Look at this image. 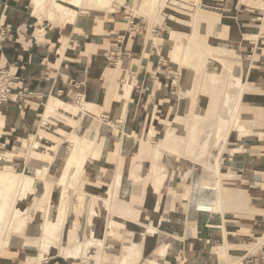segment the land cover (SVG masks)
Returning a JSON list of instances; mask_svg holds the SVG:
<instances>
[{"label":"crops","instance_id":"obj_1","mask_svg":"<svg viewBox=\"0 0 264 264\" xmlns=\"http://www.w3.org/2000/svg\"><path fill=\"white\" fill-rule=\"evenodd\" d=\"M201 1L204 6L221 11L217 12L220 14L219 33H224L222 39L236 44L239 51L233 47L238 53L235 65L243 84L238 115L243 123L242 129L231 131L235 133L229 134L223 152L219 151V147L225 145L221 142H215L210 148L211 156L212 147L215 150L213 161L219 158L220 189L223 204L229 209L224 212L222 208L221 211L215 192L210 206L200 204L204 199L201 192L210 190L201 184V178L210 177L202 166L198 169L201 176L196 184L190 181L175 185L167 177L155 197L134 192L125 198L127 200L117 196L114 200L130 204L136 211L135 217L147 216L144 212L162 214L166 227L158 229L163 222L159 215L154 245L145 256L149 258L157 249L167 246L164 256L156 264H222L218 262L220 246L224 257L235 256L237 263L255 256L258 264H263L264 242L249 254L245 251L264 234V0ZM33 9L32 0H0V68L10 71L12 90L22 96L21 100L0 110V142L13 150L17 142L21 141L22 145L25 140L28 141V136L40 131L48 133L47 126L58 122L66 127L60 120L46 117L47 102L54 96L66 104L79 107L85 116L90 113L104 125L111 122V125L119 126L116 132L111 129L95 133L96 130L91 129L92 136L100 138L101 143L93 138L97 149L94 156L86 159L85 186L91 183L102 190L108 184L103 181L105 178L113 180L119 173L121 178L124 177L127 156L130 157V176L137 162L139 170L148 164L146 172L149 175L154 143L150 145L146 140L154 135L155 126L164 118L162 116H166L169 109L177 112L180 104L159 103L167 91L155 88L154 81L150 84V61L145 60L146 48L137 38L142 26L127 16L122 6L119 10L90 8L73 24L60 20L53 23L45 17L38 21L32 14ZM224 16L230 17L224 19ZM246 84L247 92L244 90ZM177 96L180 97L179 94ZM123 99L127 101L124 114L120 115ZM155 99L160 106L156 110ZM212 101L211 107L215 103L213 109H216V98ZM41 104L40 113L37 107ZM2 111L9 116L5 117ZM55 113L58 114L50 112L49 115ZM109 115L111 121L107 120ZM182 116L163 119L165 133L171 125L176 126L175 120ZM35 127L37 130H32ZM178 130L175 132L176 140L183 135V130ZM54 135L60 137V134ZM65 141L67 139L61 143ZM179 143H175V147L185 154L180 155L189 157L188 150L178 147ZM44 146L39 144L36 149L42 147L44 153ZM57 150L51 165L56 160ZM101 171L105 178L99 176ZM184 196L187 198L185 207ZM108 198L107 195L101 200ZM100 207L108 214L103 202ZM98 211L101 212V209ZM99 212L93 215V222ZM202 214L205 215L204 220ZM18 256L19 251L13 252L12 261Z\"/></svg>","mask_w":264,"mask_h":264},{"label":"rangeland","instance_id":"obj_2","mask_svg":"<svg viewBox=\"0 0 264 264\" xmlns=\"http://www.w3.org/2000/svg\"><path fill=\"white\" fill-rule=\"evenodd\" d=\"M141 1L144 2V0H130L129 2H126L125 0H113L110 2L111 4L104 5L103 8L108 10H119L122 6V11L142 26L140 33H137V38L144 45L143 48H146L144 50L147 53L145 60H148V62L150 61L148 66L149 76L151 77L150 84L154 81L155 88L167 91L166 96L163 94L164 97L158 101L159 103L174 102L180 104L177 112H172L169 109L166 114L164 110L166 116H162L164 118H162L161 123L155 126L156 132L154 135L151 134L149 139L146 140L150 145L153 143L155 145V142L159 140V137L165 133V124L163 119H169L174 115H183L182 118L175 120L177 126H175L176 130L166 133L165 140L163 141L164 147L156 150L153 145L151 164L153 162L158 163V165L162 167L163 172H166L162 178V182L163 180L166 181L168 177V181L174 183L175 185L190 181H194L196 184L201 176V173L198 170L201 168V163L193 159L192 155L197 151V144L200 139L199 136H201V133L202 135L205 134L204 128H206L209 123V119L206 117H210L209 113L212 112L211 109H213L215 105L214 103L213 107H211L213 102L212 100L216 98V104L219 103L222 92L224 91V83H226L229 76L228 70L225 69L222 74H220L217 82L213 83L211 81V75L215 66V61L212 59V56L208 57V55L205 54L207 52H212L223 56L221 59L226 64V67L232 72H237L235 65L236 62L226 58V56L230 55L233 59H235L238 57L239 51L236 44L227 39H222V37L225 36L224 33H219L220 26H218V22L220 20V14L217 12H221L220 10L206 7L202 3L199 4L200 7H197L196 5L198 0H154V2L153 0H147V3L143 5L141 4L140 6L142 7L140 8L139 3ZM51 11L53 14L50 17L49 14ZM84 15L85 13L81 16ZM43 17L49 18L53 23H56L59 20L62 23H70L69 15L62 12H56L54 10L52 0H44L42 18ZM211 17H215L217 20L216 23H212L213 25H210L209 22L206 23L205 21V18ZM225 17L229 18L230 16H224V19ZM127 20H130V18ZM38 21L42 20L39 19ZM233 47L237 49L238 53ZM141 54L143 55V51H141ZM206 56L208 57L207 59ZM204 59L206 60L203 61ZM182 78L186 79V81L182 82ZM188 81H191V83ZM244 90L245 92L248 91L247 84L245 85ZM177 94H179L180 97H178ZM163 98H167L168 100H163ZM44 101L45 99L43 102ZM126 101L127 100L123 99L121 103L120 115L124 114L123 109L125 108L124 106ZM159 107L160 106L156 104L154 110ZM42 108L43 104L39 105L37 107L38 112L41 113ZM161 110H163L162 107ZM106 111L109 110L107 109ZM53 112H58V114H51L48 117H54L56 118V121L60 120L59 122L63 123L66 127L60 126L57 122L54 125L47 126L49 127L47 128V131L50 133L40 131L43 135H45V137H42L40 143L45 144L44 153H42V147L35 150L30 148L31 138L28 136L29 140H25L22 145L21 141L16 143L15 149H21L19 155L12 156L4 163L0 162V164H8L16 171H29L28 167H26L28 162L27 157L36 160L51 159L54 157L61 141L67 139V141L60 144L56 153V160L49 169V172L53 174L55 172L56 174L58 172L64 174L65 170L62 168L65 167L64 160L66 155L70 152L72 139L95 138L96 142L101 141L100 138L92 136L89 124L93 121V117L90 113L87 114V116L84 115V121L83 119L80 121L81 119H79L78 116L69 114L63 116V113H60L58 110ZM110 112H112L111 109ZM2 113L5 117L9 116V114L4 111H2ZM106 114L108 113L106 112ZM95 115L99 114L95 113ZM60 116H62V118H59ZM158 116H161V113H158ZM202 117L204 118L202 119ZM120 118L121 116L119 119ZM110 119L109 115L107 120L111 121ZM109 124L110 125L103 124V128L99 129V131L105 133L107 130L112 129L116 132L118 129L117 127L119 126H115L114 124L111 125V122H109ZM77 126L79 127L78 129L70 130V128H76ZM237 127L235 128L236 130H238ZM1 129L2 128H0V130ZM42 129H44V127H42ZM178 129L183 130V135L182 137L179 135L176 140L175 132L179 131ZM32 130L37 129L35 127ZM52 133L60 134V137H56V135ZM201 140L203 143V137ZM175 143H179L178 147L188 150V153H190L189 157L183 156L185 154L183 152L181 153L175 147ZM95 145L96 143L94 146ZM225 146L226 144L222 147L220 146L219 151L223 152ZM216 147L218 148V146ZM213 148L214 147L211 149L212 156L209 158V162L211 163L214 157L213 152L215 151ZM7 149L12 148L6 146L4 149H0V153L1 151L3 152ZM100 158L102 159V157ZM138 159L139 161L143 160V158ZM97 160L99 161V159ZM129 160L130 157L127 156L123 173L124 177L121 178V186L117 189L113 187V191H116V193L114 194L112 201H114L115 204V196L125 199L128 198L129 195L132 196L134 192H138L137 194L148 197H155L158 195L159 186L156 192H153L155 189H150L148 186L149 184L146 179L148 175V172H146L148 164L144 166L143 170L138 169L139 172L137 171L141 180L135 181L136 183L134 182L131 184L129 179L132 178L128 174ZM91 162H93V160H91ZM190 172H193V174ZM207 174L209 173L207 172ZM99 176L103 177L102 171L99 173ZM113 180L110 179V177L108 180L105 178L103 181L108 183L107 186L105 189L98 190L91 183H89L88 186H85L83 173L79 178V183L76 184L77 188L75 190V194L63 203H59L58 206L56 205L58 191L54 185L48 187L45 200L47 203L38 206L40 197L46 193V183L38 182L36 190H28L23 198L20 200L17 199L16 211L11 214L12 216H10L11 218H9V220H7V217L5 216H3L4 218H0V264H72V262L73 264H97L94 256L98 255L99 252L98 248H96L97 243L95 238H101L103 229L107 225L109 227V223H107L109 215L105 213V211L102 212V208L100 207L102 202L103 204L105 203L104 199L101 200V197H107V195L110 197L109 191L112 190L110 184H112ZM208 180L209 178H201V184L208 187ZM90 181H94V179H91ZM135 186H137V189L134 191ZM10 195L12 196V193H10ZM201 196L204 197V199L200 202V204H209L208 206H210V203L213 201L215 195L214 191L205 190V192H201ZM123 204L126 205V207L130 206V204ZM183 205L185 207L187 206V203H184ZM104 206L108 209V212L110 209L128 217L129 220L125 217L126 220L123 218V220H117L115 222V227L111 228V235L107 244H105L106 250L102 252L103 256L100 261L103 260L104 264H114L116 256L117 259H120L122 255V257L125 256L126 260L129 261V264H144V262L148 261L150 258L145 256H148L154 245L153 241L155 240L157 233L156 227L159 226V215L162 218V214L156 211H154L152 215L149 214L150 212H144L147 216L135 217L136 211H134L131 206L129 209H125L126 207L115 209L112 203L109 207L106 205ZM92 207L95 211L97 210L95 213L99 212L98 209H101V212L94 217V222L91 220L93 217V215H91ZM222 208L225 212L229 209V206H225L222 203L221 211ZM208 214L209 213L207 212L206 217ZM202 215L205 217L204 214ZM45 217H52L54 221L58 222V226L56 228L50 227L48 233L42 234V231L37 227V224ZM131 219H136L149 225L152 224L153 227H155L154 233L151 232L152 235L147 237L146 247H144L145 244L143 245L140 231L131 230L134 228H130L128 226V221L132 222ZM162 221V224L158 228L160 230H164L166 227V223L163 218ZM90 222H93L95 225L93 235L92 233H89L90 229L88 223ZM103 234L105 235L104 232ZM89 241H91L92 245L86 247L85 244ZM229 243H232V241ZM78 245L82 246L77 252L78 258L76 260H72V256L76 252V247ZM15 251H19V256L17 260L12 261V254ZM114 252L116 253L115 256L111 254ZM111 256L115 258L112 259ZM220 256V258L218 257L219 263H237L236 260L238 258L235 256L230 258L224 257V255ZM109 258L111 259L109 260ZM68 260H71L72 262L70 263Z\"/></svg>","mask_w":264,"mask_h":264},{"label":"bare ground","instance_id":"obj_3","mask_svg":"<svg viewBox=\"0 0 264 264\" xmlns=\"http://www.w3.org/2000/svg\"><path fill=\"white\" fill-rule=\"evenodd\" d=\"M112 1L113 0H52V5H53V8L56 12H62L64 14L69 15L70 16V23L73 24V23H75V20L78 17H80L84 13H87V11L90 8H93V7L103 8L104 5H109V4H111L110 2H112ZM32 2L34 5V9H33V13H32L33 16L37 20H39V19L42 20L41 18H42V13H43V8H44V0H32ZM153 2H154V0H153ZM201 2L202 1L198 0V3L196 6L200 7L199 4ZM146 3H147V0H144V2L141 1L139 3V6L141 4L143 5ZM101 5H103V6H101ZM141 7L142 6H140V8ZM261 9H263V8H261ZM52 14L53 13L51 11L49 16L51 17ZM148 14H150V13H148ZM194 19H195V17H194ZM205 19H206L205 20L206 23L209 22L210 25H213L212 23L217 22L215 17L205 18ZM205 55H208V57L212 56V59H214V61H215V66H214V69H213L212 75H211V81L213 83L217 82L220 74H222V72L225 69L228 70L229 76L227 75L228 80L226 81V83H224L225 84V86L223 87L224 91L222 92L219 103L216 105V109H212V112L209 113L210 117L209 116L206 117L209 119V123L206 126V128H204L205 134L202 135V133H201V136H199L200 139H199V143L197 144V151L193 153L192 158L195 159L196 161H199L201 163L202 168L206 172L209 173L210 183L208 180V184H209L208 188L211 191H214L215 193H217V205L220 206V209H221V205L223 203L224 197H223V195H222L223 193H221V189H220V181H221L220 176L221 175H220L219 162H218L219 158L216 159V161H213L212 163L209 162V158L211 156L210 148L212 145H214L215 142H217V143L221 142L222 144H225L226 140L229 137V134L231 133L232 130H236L235 128L237 126H238L237 127L238 130L242 129L243 123L239 119L238 115H239V110H240V103H241V100L243 97V94H242V85L243 84H242V81L240 79L239 74H237V72H232L229 68L226 67V64L221 59V57H223V56L218 55L216 53H212V52H209V53L207 52ZM208 57L206 56V59ZM226 58H229V59L235 61V59H233V57L230 55L226 56ZM206 59H204L203 61H205ZM185 81H186V79L182 78V82H185ZM174 82H176V81H174ZM188 82L191 83V81H188ZM177 84H178V82H177ZM128 91H129V88H127V90L125 92L126 96L128 95ZM194 100H195V97H194ZM56 110H58L60 113H63V116L66 114L78 116L79 119H81L80 121H82V119L84 121V118H83L84 113H83L82 109H80L77 106L71 105V104H66V103L62 102L59 98L57 99L56 97L52 96V98L49 99V102H47V105H46V117L49 116L50 112H53ZM87 122H88V120H87ZM103 124L104 123L101 120L93 117V121L89 124V128L96 130L95 133H97L99 131V129H101L104 126ZM175 130H176L175 126L171 125L170 129H168L166 133L173 132ZM166 133L163 134L162 136H160L159 140L155 142L154 146H155L156 150L158 148L164 147L163 141L165 140ZM42 137H45V136H43V134L41 132H38L36 135L30 136V138H31L30 148L32 150L39 147L38 144L41 143ZM77 137H78V135H77ZM202 137L204 140L203 143L201 140ZM212 141H213V143H212ZM94 144H95V142H94V139H92V138H90V139H86V138H81V139L74 138V139H72V146H71L70 152L66 155L65 160H64V164H65L64 166L65 167L62 168L63 170H65L64 174H61L59 172L57 174H56V172L53 174V173L49 172L50 165L53 161V158H51V159H40V160L37 159L38 160L37 161L36 159H30L29 157H27L28 162H27L26 167H28L29 171L28 170L27 171H25V170L16 171V170H14V168H11L8 164H0L1 165V167H0V218L5 216V217H7L6 219L9 220V218H11L10 216H12L11 214L14 211H16L17 199L20 200L21 198H23L26 195V192L28 190H30V191L36 190V184L38 182H45L46 183V193L40 197V200L38 202V206H41L42 204L47 203V201H45L46 195L48 192V187H50L51 185H54V187L58 191V198L56 200L57 206L59 205V203H63L64 201L71 198L76 192L75 191L77 188L76 184L79 183L78 182L79 178L84 173L86 159L88 157L94 156V150L97 149V146L96 145L94 146ZM20 150L21 149H19V150L7 149L3 152L1 151L0 162L4 163L5 161H7L8 158H10L12 156H18ZM139 167H140V164H138V162H137V164L135 163L133 170L131 172V178L132 179H129L131 184L134 183L135 181L141 180L140 176L137 174ZM66 173H67V176H66ZM119 174L114 176V180H113L112 184H110V187L112 188V190L109 191L110 197L108 199H104L105 203L103 204V205H106L109 207V205H111V203H112V205H113V207H115V209H117V208L120 209L121 207L122 208L126 207V205H124L123 203H116L115 204V202L112 201L113 196L116 193V191H113V187H115V189H117L118 187L121 186V176ZM164 174L165 173L163 172L162 167L159 166L158 163L153 162L151 164L150 173L146 179L148 181V184H149L148 186L150 187V189H155V191H153V192H156L158 190L157 189L158 186L160 187V185L162 183V178L164 177ZM10 193H12V196L10 195ZM186 199H187L186 196H184L183 204L186 203ZM233 201L235 202V198L233 199ZM181 206H183V205H181ZM127 208L129 209L130 206H127L125 209H127ZM96 211L92 207L91 208V215H95L94 213ZM126 211H128V210H126ZM108 215H109V217H108L107 223H109V227L107 225L103 229V232L105 233V235L102 232L101 238H99V239L95 238L96 243H97L96 248H98V252H99L98 255L94 256L97 264H104V261L103 260L100 261V259L103 256L102 252H104L106 250L105 244H107V241L110 238L111 231H112L111 228L115 227V222L117 220L118 221L123 220V218L125 219V217H126V216H123L122 214L116 213L110 209H109ZM126 218L129 220L128 217H126ZM201 218H202V220L205 219V217H203V215H201ZM131 221L132 222L128 221V226L130 228H134L131 230H137V231L139 230L140 231L143 245L145 244L144 247H146L147 237H150L152 235V233H154L155 227H153L152 224L149 225L145 222H142V221H139L136 219L135 220L131 219ZM105 224H106V222H105ZM57 226H58V222L54 221V219L52 217H45L40 223L37 224V227L41 229L42 234L48 233L50 227L56 228ZM88 226L90 229L89 233L90 234L92 233V235H93L95 225L93 224V222H90V223H88ZM39 238H41V237H39ZM263 242H264V234L262 235V237H260L259 240H256V242L249 249H247L245 251V254L251 253L252 251H254L257 248V246H259ZM81 245H78L76 247V252L73 254L72 260H76L78 258L77 252L82 247ZM90 245H92L91 241H89L85 244L86 247H89ZM166 249H167V246H162L161 248L157 249L153 253V255L150 256L148 261L144 262V264H156V261L159 260L160 257L164 256ZM218 250H219L218 254H220V255L225 254V253H223L221 246L219 247ZM111 254L113 256H115L116 253L114 252ZM111 258L114 259L115 257L111 256ZM111 258H109V260ZM105 261H106V259H105ZM114 262H115L114 264H129V261L126 260L125 256L122 257V255H121L120 259L119 258L117 259V256H116V259H114ZM237 264H241V261H239Z\"/></svg>","mask_w":264,"mask_h":264},{"label":"built area","instance_id":"obj_4","mask_svg":"<svg viewBox=\"0 0 264 264\" xmlns=\"http://www.w3.org/2000/svg\"><path fill=\"white\" fill-rule=\"evenodd\" d=\"M13 77L9 70L0 68V110L14 102H17L22 99V96L18 93H15L11 87V81ZM6 144L0 142V149H4ZM262 261L264 264V253L262 256ZM241 264H258L257 258L255 256H249L242 260Z\"/></svg>","mask_w":264,"mask_h":264}]
</instances>
